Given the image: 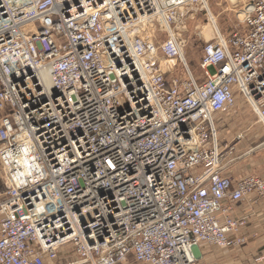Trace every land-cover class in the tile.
<instances>
[{
	"label": "built area",
	"instance_id": "obj_1",
	"mask_svg": "<svg viewBox=\"0 0 264 264\" xmlns=\"http://www.w3.org/2000/svg\"><path fill=\"white\" fill-rule=\"evenodd\" d=\"M237 15L189 68L181 22ZM186 21V20H185ZM264 127V0H0V264H212L264 176L217 115Z\"/></svg>",
	"mask_w": 264,
	"mask_h": 264
},
{
	"label": "crops",
	"instance_id": "obj_2",
	"mask_svg": "<svg viewBox=\"0 0 264 264\" xmlns=\"http://www.w3.org/2000/svg\"><path fill=\"white\" fill-rule=\"evenodd\" d=\"M241 116L250 117V120L238 121ZM216 117L221 145L230 144L238 132L243 133L235 147V154L240 156L228 169L230 176L237 178L246 173L264 176V127L255 115L245 105L238 104ZM237 208L239 215L248 217L244 244L237 249L199 245L195 250L200 260L212 264H264V199L250 197L239 202ZM125 264L145 263L129 257Z\"/></svg>",
	"mask_w": 264,
	"mask_h": 264
},
{
	"label": "rangeland",
	"instance_id": "obj_3",
	"mask_svg": "<svg viewBox=\"0 0 264 264\" xmlns=\"http://www.w3.org/2000/svg\"><path fill=\"white\" fill-rule=\"evenodd\" d=\"M210 12L212 17H214V26L221 33H226L231 27L237 25V15L231 11L222 12L215 4L210 3ZM183 22L179 23L181 30V41L183 42V50L186 62L190 70L195 75H200L201 70L199 68V62L202 56V46L203 44L210 40L215 34V28L211 25V28L208 24L210 22V16L205 13H196L195 17L186 19L183 17ZM186 20V21H185ZM239 121L250 120V117L241 116L238 117ZM3 184L0 178V190L2 189Z\"/></svg>",
	"mask_w": 264,
	"mask_h": 264
},
{
	"label": "bare ground",
	"instance_id": "obj_4",
	"mask_svg": "<svg viewBox=\"0 0 264 264\" xmlns=\"http://www.w3.org/2000/svg\"><path fill=\"white\" fill-rule=\"evenodd\" d=\"M210 22H211V24H208L210 26V28H211V25L215 28L216 27V26H214L215 21H214V17H212V15H210ZM215 31H216V28H215Z\"/></svg>",
	"mask_w": 264,
	"mask_h": 264
}]
</instances>
